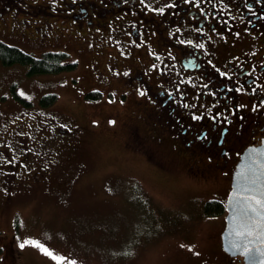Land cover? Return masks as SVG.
I'll return each instance as SVG.
<instances>
[{
    "label": "rangeland",
    "instance_id": "rangeland-1",
    "mask_svg": "<svg viewBox=\"0 0 264 264\" xmlns=\"http://www.w3.org/2000/svg\"><path fill=\"white\" fill-rule=\"evenodd\" d=\"M16 15L24 20L22 33L30 29L25 36L40 40L2 32L0 39L35 56L66 51L77 66L27 75L23 65L0 64L3 139L11 131L37 129L39 118L52 129L72 130L62 136L54 129V142L38 144L43 158L56 156L49 169L15 192H0V264H210L219 251L224 214L196 213L213 191L171 163L168 149L155 146L159 157L125 143L138 110L132 99L119 102L100 86L97 73L110 61L108 46L94 54L89 33L76 36L70 24L50 19L61 17V10L17 9ZM34 18L48 21L45 33L55 35L43 38L42 28L31 30ZM12 89L31 105L17 101ZM91 90L101 97H86ZM48 93L55 100L41 106L39 98Z\"/></svg>",
    "mask_w": 264,
    "mask_h": 264
},
{
    "label": "flooded vegetation",
    "instance_id": "flooded-vegetation-1",
    "mask_svg": "<svg viewBox=\"0 0 264 264\" xmlns=\"http://www.w3.org/2000/svg\"><path fill=\"white\" fill-rule=\"evenodd\" d=\"M17 9L61 10L50 19L70 24L76 36L89 33L94 54L107 45L100 86L138 110L125 143L159 157L155 146H163L170 162L213 191L206 199L225 203L240 155L264 137V0H0V32L39 41L25 36L30 29L22 33ZM46 25L34 18L29 28L53 37ZM49 124L39 118L37 129L0 136V192H15L50 168L56 156L43 158L38 144L54 142V129L62 136L72 130ZM222 228L210 264H243L222 249Z\"/></svg>",
    "mask_w": 264,
    "mask_h": 264
},
{
    "label": "water",
    "instance_id": "water-1",
    "mask_svg": "<svg viewBox=\"0 0 264 264\" xmlns=\"http://www.w3.org/2000/svg\"><path fill=\"white\" fill-rule=\"evenodd\" d=\"M224 208L222 249L243 264H264V137L240 155Z\"/></svg>",
    "mask_w": 264,
    "mask_h": 264
},
{
    "label": "trees",
    "instance_id": "trees-1",
    "mask_svg": "<svg viewBox=\"0 0 264 264\" xmlns=\"http://www.w3.org/2000/svg\"><path fill=\"white\" fill-rule=\"evenodd\" d=\"M0 64L3 66L20 64L25 67L27 75L33 74H55L66 70L74 69L77 64L71 59L66 51L47 50L42 52L39 56L23 51L21 48L8 44L0 39ZM13 88V87H12ZM13 97L26 106H30L31 102L18 95L12 89ZM102 93L98 90H91L85 94L86 97L97 99L101 97ZM56 95L53 93L44 94L39 98L41 106H48L53 103ZM224 212V204L217 199H204L200 203L197 214L203 216H216ZM0 246V252H1Z\"/></svg>",
    "mask_w": 264,
    "mask_h": 264
},
{
    "label": "snow or ice",
    "instance_id": "snow-or-ice-1",
    "mask_svg": "<svg viewBox=\"0 0 264 264\" xmlns=\"http://www.w3.org/2000/svg\"><path fill=\"white\" fill-rule=\"evenodd\" d=\"M143 94V93H142ZM26 243H28V242H26ZM31 243H33V244H35L36 246H38V247H40L41 248V250L42 251H44L46 254H48V255H51V253L50 252H48V250L47 249H45V248H43V246L42 245H39L37 242H35V241H32ZM21 247H24V245L23 244H21Z\"/></svg>",
    "mask_w": 264,
    "mask_h": 264
}]
</instances>
